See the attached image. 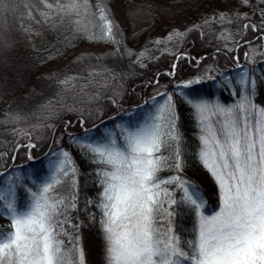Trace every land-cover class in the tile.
<instances>
[{"label": "trees", "instance_id": "obj_1", "mask_svg": "<svg viewBox=\"0 0 264 264\" xmlns=\"http://www.w3.org/2000/svg\"><path fill=\"white\" fill-rule=\"evenodd\" d=\"M112 1L89 0V12L98 4L106 10L118 43L90 38L92 32L101 35L89 24L98 25L95 15L83 18L88 31H77L76 16L53 15L43 0H7L9 10H0V186L8 185L9 177L15 203L23 208L28 190L37 191L48 174V163L67 152L77 170L76 186L69 179L61 192L77 196L70 215L79 229L68 230L79 236L84 264H105V242L99 209L88 203L99 200L101 166L82 152V143L113 138L106 129L117 124L140 125L171 96L182 137L180 175L199 187L205 214L211 215L218 211V188L197 157L200 126L187 100L233 105L238 81L247 74L255 80L252 103L264 107V0H231L234 11L213 15L207 12L213 0H121L122 21ZM94 42L108 48L96 54L76 50ZM70 77L68 85L61 84ZM193 79L202 83L183 87ZM174 174L165 169L160 176ZM174 210L177 234L190 239L192 214L187 207Z\"/></svg>", "mask_w": 264, "mask_h": 264}, {"label": "snow or ice", "instance_id": "obj_2", "mask_svg": "<svg viewBox=\"0 0 264 264\" xmlns=\"http://www.w3.org/2000/svg\"><path fill=\"white\" fill-rule=\"evenodd\" d=\"M43 2L53 15L76 16L77 31H88L83 18L95 15L98 25L89 24L99 27L101 35L92 32L90 38L118 43L99 4L90 13L89 0ZM9 8L7 0H0V10ZM244 28L257 30L250 24ZM200 83L193 79L183 87ZM238 84L239 99L227 107L187 100L200 126L197 157L218 188V211L211 215L205 214L207 201L199 187L180 175L182 137L171 96L145 122L122 127V144L114 137L103 144H81L101 166L99 200L88 203L99 209L105 264H264V107L250 98L254 79L244 74ZM61 155L50 178L37 191L28 190L23 208L15 203L12 187L0 191V208L10 221V231L0 230V264H84L79 236L68 230L79 229L70 215L77 196L61 192L69 179L75 189L77 170L67 152ZM165 169L175 174L161 177ZM175 207H187L194 218L190 239L176 232Z\"/></svg>", "mask_w": 264, "mask_h": 264}, {"label": "rangeland", "instance_id": "obj_3", "mask_svg": "<svg viewBox=\"0 0 264 264\" xmlns=\"http://www.w3.org/2000/svg\"><path fill=\"white\" fill-rule=\"evenodd\" d=\"M213 4H212V8H207V12H209L210 14H214V13H222L224 11H226L227 14H230L231 11H234L235 8L231 9V0H213ZM230 2V3H229ZM112 9L116 15V18L120 21H122V9H121V0H113L112 1ZM108 47L103 43V42H94V43H88V44H82L80 45L76 50L77 51H88L91 52L93 54H96L98 52H102L104 50H106ZM66 61L59 63V64H54V65H50L48 67H46L44 69V71H48V70H53V69H57L59 67H61L62 65L65 64ZM100 62H95V64H99ZM95 64H93V66H95ZM122 127H126L123 124H117L116 129L113 128H108L106 129V132L109 133L110 137H114L117 139V142H119V140L123 143V141L120 139L121 136V128ZM23 129V126H21L20 130ZM106 140H102V139H96L94 141H92V143H99V144H103L105 143ZM28 144H30L29 142H27ZM120 143V144H122ZM83 153H88L86 149H82ZM90 154V153H88ZM63 159L61 158V156L53 159L52 161H50L47 165V169H48V174L46 176H44V178L41 180L40 184H43L45 181H47L50 176L54 173L55 168L58 166L59 161ZM99 170V168H98ZM97 170V171H98ZM194 173H197L196 171H194ZM8 180L10 181V183H8V185L6 186H0V191H6L9 187H12L13 192H14V184L11 181V179L8 177ZM15 201V200H14ZM28 201H29V197H28ZM28 203V202H27ZM9 224L10 221L6 218V215L3 214V210H0V227L6 231H10L9 229Z\"/></svg>", "mask_w": 264, "mask_h": 264}]
</instances>
